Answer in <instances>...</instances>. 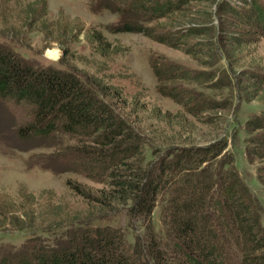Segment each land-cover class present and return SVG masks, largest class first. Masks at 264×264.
<instances>
[{
	"label": "rangeland",
	"instance_id": "rangeland-1",
	"mask_svg": "<svg viewBox=\"0 0 264 264\" xmlns=\"http://www.w3.org/2000/svg\"><path fill=\"white\" fill-rule=\"evenodd\" d=\"M105 5L98 0H10L0 9V44L33 68L73 73L91 87L140 137L144 166H157L180 149L211 150L199 170L213 175L217 169L224 173L234 168L256 202L264 230V158L248 152L250 139L264 132L247 126L251 119L264 118V33L238 23L244 7L239 0H194L157 21L119 14L114 3ZM125 22L174 35L178 46L117 32ZM185 30L190 34L183 38ZM92 33H99L108 46L99 45ZM188 49L199 52L190 55ZM154 62L189 71L192 80H176V86L190 92L188 97L203 109L197 106L198 111L188 113L160 94L158 87L168 83H158ZM28 120L26 108L0 100V255L21 250L32 237L55 246L76 223H53L93 212L102 214L92 220L93 226L121 227L131 247L141 243L144 226L130 218L131 202L99 212L103 204L96 201L110 188L76 166V147L88 142L59 132L44 140L21 138L17 129ZM222 145L226 148L216 157ZM165 196L157 198L152 211L154 231L163 240ZM50 215L60 220L33 227ZM231 248V264H239L241 256Z\"/></svg>",
	"mask_w": 264,
	"mask_h": 264
},
{
	"label": "trees",
	"instance_id": "trees-1",
	"mask_svg": "<svg viewBox=\"0 0 264 264\" xmlns=\"http://www.w3.org/2000/svg\"><path fill=\"white\" fill-rule=\"evenodd\" d=\"M9 1L0 0V9ZM98 1L114 3L119 14L157 21L182 11L194 0ZM239 1L244 7L237 15L238 23L252 32L264 33L263 2ZM116 30L141 34L173 48L180 40L171 34L158 35L154 29L134 22H125ZM188 31L183 32V38L190 34ZM192 31L206 33L205 29ZM92 35L99 45L108 46L99 33ZM198 45L206 46L205 42ZM193 50L186 53L199 52ZM151 67L159 84L168 83L158 87L160 94L188 113L203 109L188 97L190 92L176 86V80H192L189 71L155 62ZM0 100L26 108L29 120L17 129L21 138L44 140L59 132L76 138L78 143L88 142L76 147L75 165L110 188L96 201L103 204L99 212L112 210L111 204L131 202L128 214L141 222L145 231L142 242L131 247L123 228L92 225V220L101 219L102 214L93 212L72 220L50 215L51 219L44 220L47 224L33 227H49L54 219L60 221L53 227L76 223L65 241L48 246L39 238H29L21 250L0 255V264H231V247L241 256L239 264H264V230L257 205L238 173L234 168L224 173L217 169L213 175L206 168L199 170L208 162L211 150L180 149L157 166H144L140 137L91 87L73 73L33 68L4 44H0ZM247 126L264 132V118L251 119ZM225 148H218L215 156ZM248 152L264 158V133L250 139ZM162 195H166L161 206L165 240L157 236L152 225V211Z\"/></svg>",
	"mask_w": 264,
	"mask_h": 264
},
{
	"label": "bare ground",
	"instance_id": "bare-ground-1",
	"mask_svg": "<svg viewBox=\"0 0 264 264\" xmlns=\"http://www.w3.org/2000/svg\"><path fill=\"white\" fill-rule=\"evenodd\" d=\"M48 56L53 58V59L57 57L55 52H49Z\"/></svg>",
	"mask_w": 264,
	"mask_h": 264
}]
</instances>
